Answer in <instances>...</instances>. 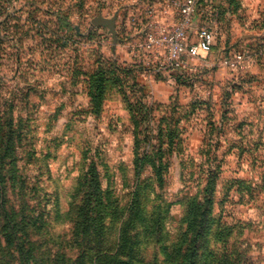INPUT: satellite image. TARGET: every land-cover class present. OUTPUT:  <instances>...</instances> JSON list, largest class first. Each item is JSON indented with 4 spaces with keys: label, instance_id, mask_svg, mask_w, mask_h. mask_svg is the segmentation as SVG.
I'll return each instance as SVG.
<instances>
[{
    "label": "rangeland",
    "instance_id": "1",
    "mask_svg": "<svg viewBox=\"0 0 264 264\" xmlns=\"http://www.w3.org/2000/svg\"><path fill=\"white\" fill-rule=\"evenodd\" d=\"M181 1L0 0V157L28 189L36 264H93L122 227L121 260L171 264L207 183L214 264H264V0H198L184 44L205 25L214 45L176 67Z\"/></svg>",
    "mask_w": 264,
    "mask_h": 264
},
{
    "label": "trees",
    "instance_id": "2",
    "mask_svg": "<svg viewBox=\"0 0 264 264\" xmlns=\"http://www.w3.org/2000/svg\"><path fill=\"white\" fill-rule=\"evenodd\" d=\"M100 88V86L98 87ZM9 149H6L8 154ZM5 155L0 157V220L2 222V227L7 226L5 231L0 235V240L5 239L7 244L10 246V259L12 261L16 260L18 264H36L32 259V251L30 250L31 240L29 237V231L31 230L32 221L34 220L32 206L29 203V194L26 184L22 181L21 184L15 185L14 173L13 171L9 173L7 167H5ZM8 165V164H6ZM142 168V165H139V169ZM213 183H207L201 197L193 200V225H191L193 231V239L186 246V253L181 255V248H175V250L170 255V260L172 259L171 264H197L201 255H205L206 264L216 263V257L214 254L210 255L208 251L207 243L208 238L212 233V223H211V209L213 203L212 197V185ZM19 189V192L16 193ZM20 194L19 196H17ZM11 195L20 197V212L13 214L11 211H8V201ZM135 195V193H134ZM91 202V201H90ZM131 207L128 209V212H131L133 209L134 201L131 202ZM82 212L86 210L82 209ZM16 213H22L28 219H22L21 216L16 217ZM15 215V216H14ZM82 223L80 225V230L82 233L81 240H84V235L87 234V230L91 227L88 225L86 213L83 214ZM43 228V226H42ZM21 230V232H20ZM119 248L115 252H104L99 253L93 261V264H133L131 255L128 254L126 259H120L121 248L126 247V231L124 227L121 228ZM20 232V233H19ZM211 232V233H210ZM225 235H223L224 237ZM218 242V241H217ZM2 243V242H1ZM29 245V249H27ZM121 245V246H120ZM211 260L212 263H211ZM209 262V263H208ZM229 264H236L231 262Z\"/></svg>",
    "mask_w": 264,
    "mask_h": 264
},
{
    "label": "built area",
    "instance_id": "3",
    "mask_svg": "<svg viewBox=\"0 0 264 264\" xmlns=\"http://www.w3.org/2000/svg\"><path fill=\"white\" fill-rule=\"evenodd\" d=\"M198 0H182L179 3V20L170 43V60L174 66H180L179 55L182 52L190 57H200L211 51L214 45V33L209 26H201L197 31L195 42L184 44L186 28L195 13ZM152 41V39H151Z\"/></svg>",
    "mask_w": 264,
    "mask_h": 264
},
{
    "label": "water",
    "instance_id": "4",
    "mask_svg": "<svg viewBox=\"0 0 264 264\" xmlns=\"http://www.w3.org/2000/svg\"><path fill=\"white\" fill-rule=\"evenodd\" d=\"M92 25L95 27L99 26H106L110 29V31L114 34L115 33V19H106L103 17H98L92 21Z\"/></svg>",
    "mask_w": 264,
    "mask_h": 264
}]
</instances>
